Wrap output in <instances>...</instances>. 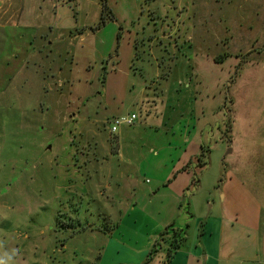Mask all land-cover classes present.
<instances>
[{"label":"rangeland","instance_id":"obj_1","mask_svg":"<svg viewBox=\"0 0 264 264\" xmlns=\"http://www.w3.org/2000/svg\"><path fill=\"white\" fill-rule=\"evenodd\" d=\"M54 1L56 22L71 35L61 30L43 50L37 37L43 52L26 62L15 45L24 28H0V264H140L151 236L169 225L185 230L188 248L198 215L189 200L202 204L205 193L193 198L191 180L202 177L196 166L168 177V186L167 173L183 162L172 131L183 120L189 136L197 111L187 90L207 86L219 106L199 131H215L222 145L205 143L201 163L211 175L202 189L213 176L218 188L236 186L232 166L257 167L244 152L225 154L230 137L240 146L252 124L264 122V0H106L114 18L103 25L101 0ZM55 16L48 10L36 23ZM181 18L202 21L187 33L191 46L176 41ZM159 85L169 90L164 107L144 104ZM126 110L136 123L120 128L111 152L109 121ZM197 262L206 264L204 255Z\"/></svg>","mask_w":264,"mask_h":264},{"label":"crops","instance_id":"obj_2","mask_svg":"<svg viewBox=\"0 0 264 264\" xmlns=\"http://www.w3.org/2000/svg\"><path fill=\"white\" fill-rule=\"evenodd\" d=\"M57 5L58 4L54 0H0V28H7V25H11L10 28L22 27L26 31V33L22 35V41H15L17 48L20 46L23 47L21 48L22 63L26 62V58L28 56L36 54L37 37L41 40L37 47L39 46L40 50H43L45 47L51 48L54 46L53 44L59 40V32H61V30L68 31L67 33L71 35V29L62 28V25H59L56 22ZM48 10H53L56 14L54 20L47 21L46 26H43V24L38 25V23H36L37 17L41 15L43 16L48 12ZM182 10L185 11L186 9L182 8ZM22 15L34 16L30 21L31 24L28 21V24L20 23ZM13 18L18 19V23L12 22L11 20ZM201 22L200 18H194L193 20L190 18H181V21L178 20V35L176 41L181 43L187 42L191 46L190 43H192L193 38L190 36L187 37V33L191 31L197 23ZM169 37L171 41V32ZM26 46L31 47L30 51H26ZM40 50L37 54L43 52ZM9 54H11L13 59L18 60L19 56H17L14 50L9 52ZM190 81H192V78ZM187 91H189V96L186 97V100L189 99L190 102L191 99H193L191 106L194 107L195 111H197V119H195L194 123L192 122V131H189V129L187 130L189 136L186 135L185 131L181 130L183 120H178L176 122V127L172 131V138L176 139L177 143H180V145L183 146V162L173 166L167 173V178L173 176L175 180L182 174L185 175L188 173V175H191L193 171L196 173V170H194V166H196L197 171L200 172L202 177H200V179L191 180V184H194L193 186L196 189V192L193 194V198L198 192H204L205 195L202 194L204 197L202 199V204L200 202L201 199L199 200V196L198 198H195L193 202L189 200L191 207L194 206V210H198V215L196 216L197 225L195 227L197 229H195L193 233L192 242L189 247L182 249V245L180 249L173 254L170 264H196L198 263V258L202 255H204L206 264L209 263L210 259L211 264H215L216 261L224 263L239 262L246 264H264V122L262 125H260V122L258 121L254 122L252 126L255 128L248 132L249 135H243L241 137L240 146L235 145L237 139L230 137L229 140H232V142L228 141L231 145L228 146L229 149L225 154L226 157H229L234 155V153L241 154L244 152L242 158L244 160H248L250 158L256 160L257 162L254 161V164L257 167H242V170H239L237 169V166H232V169H229V180L232 182L234 174L237 175L240 181H238L236 186L228 185L227 182V184H221L218 188L216 187L218 177L213 176L211 185L204 190L202 189L201 183L204 178H207V175L211 174L206 172L207 165L204 162L201 163V161H198L196 158L199 156L202 149H208L206 148L205 143L210 144L211 140L213 141L212 138H216L217 136L213 130L208 134L207 132L202 133V131H199V128L202 129L200 125L208 120H205V115L213 114L219 106V102H216V99L212 98V90H210L207 86H204L202 89L195 86L193 89L189 88ZM153 93L155 98L152 97L149 99L146 94L145 101L142 102L144 104H146L147 101L150 103H156L160 100L162 102L160 107L163 108L164 104L168 100V88L163 87V85H159L158 88H153ZM138 100L140 101L141 98ZM143 106L144 105H142V107ZM191 111L192 110H190V112ZM144 113L147 114L148 111L145 110ZM126 114L134 113L129 110L118 111V113L112 115L111 118ZM191 114H193V112L189 113V115ZM188 125L190 126L191 123ZM121 129L119 128L118 132L114 136H110L109 133L107 135L106 140H109V142L111 141L110 146L113 147L111 152H115V146L112 144L113 141L116 142L119 137L122 138ZM223 139L224 136L222 135L221 140ZM213 142V148H216L218 144L222 145L221 142ZM96 147V152H99L98 144ZM191 147V152H188V149ZM223 148H227V146H224ZM96 152L92 154L95 156ZM182 157H180V159ZM261 163H263V165L260 166ZM250 175L254 176L252 177ZM172 181L173 180L169 178L167 179L168 186L172 183ZM185 182L187 183L188 181L186 180ZM219 190V194L221 196L220 204L215 206L213 192H217ZM176 194L177 195L175 197L179 198L178 192ZM209 203H211L209 207L210 211H206L205 206ZM202 205L204 207L203 213L201 211ZM213 207H216L217 209L215 213H212V210L214 209ZM125 217L126 214L123 215L122 219ZM185 235L186 232H184V236ZM158 236L159 235L157 234L151 236L153 239L149 237V243L145 248L146 252L141 254L143 256L142 262L150 248L154 245ZM164 258L165 255L162 252H159L154 256L150 264H162Z\"/></svg>","mask_w":264,"mask_h":264},{"label":"trees","instance_id":"obj_3","mask_svg":"<svg viewBox=\"0 0 264 264\" xmlns=\"http://www.w3.org/2000/svg\"><path fill=\"white\" fill-rule=\"evenodd\" d=\"M99 18L100 19L98 25H103L106 20H112L114 18L106 5V0H101V10ZM203 157H205L204 149H202V153L197 158L198 161H201V158ZM184 232L185 230L175 228L173 227V225H169L167 228H165L164 231L159 234L157 240L150 248L141 264H150L154 256L159 252H162L165 255L162 264H170V260L173 254L180 249V247L186 240Z\"/></svg>","mask_w":264,"mask_h":264},{"label":"built area","instance_id":"obj_4","mask_svg":"<svg viewBox=\"0 0 264 264\" xmlns=\"http://www.w3.org/2000/svg\"><path fill=\"white\" fill-rule=\"evenodd\" d=\"M136 115L135 114H126L121 116L113 117L109 121V135L114 136L118 132L119 128L125 126L130 127L135 124Z\"/></svg>","mask_w":264,"mask_h":264}]
</instances>
